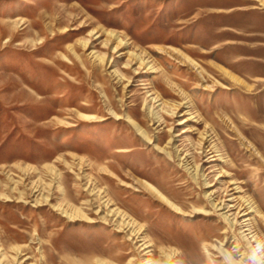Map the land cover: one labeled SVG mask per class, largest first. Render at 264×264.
Listing matches in <instances>:
<instances>
[{
	"label": "rangeland",
	"instance_id": "1",
	"mask_svg": "<svg viewBox=\"0 0 264 264\" xmlns=\"http://www.w3.org/2000/svg\"><path fill=\"white\" fill-rule=\"evenodd\" d=\"M214 190L264 237V0H0V264H221Z\"/></svg>",
	"mask_w": 264,
	"mask_h": 264
},
{
	"label": "bare ground",
	"instance_id": "2",
	"mask_svg": "<svg viewBox=\"0 0 264 264\" xmlns=\"http://www.w3.org/2000/svg\"><path fill=\"white\" fill-rule=\"evenodd\" d=\"M189 63L191 65L195 66V64L192 60H189ZM145 107H146V110L148 112V116L151 118L152 121H154L155 123H162L164 121L162 115L159 114V112L154 108L153 105H148V103H146ZM115 117H116V115H115ZM117 119H120V118H117ZM129 125L147 143L152 144L151 138H149L146 131L144 129H142L139 126V124H137L133 120H129ZM169 142H170V144H172L173 140L171 139ZM206 142H207V140L205 139L204 143H206ZM208 143H210V142H208ZM155 147L159 151V153H164L165 155H167L169 157L171 156L170 152L167 150L169 148H167V147L162 148L160 146H155ZM210 154L212 155L213 152H211ZM197 157H199V155H197ZM213 157H215V156H211L209 159H211ZM185 158L186 157L180 158V161L182 162L181 166L185 168V171L190 175V177L194 180V182L198 183V181L199 182L201 181V185L205 189L211 188L213 184H211L206 179V176L203 173V169L198 165L192 166L191 164L188 163V161ZM146 189L148 191H150L152 194H154V195L158 196L160 199H162L172 209H175L179 212L181 211L180 208L176 207L173 203H171L169 200H167L161 193H159L151 185L147 184ZM234 190H237V188H234ZM217 195H218L217 190L205 192L204 198L207 201V203H208L207 206L210 208V210L194 209L193 213L200 214L203 216H210V215H213L214 213H217L218 216L220 217V219L226 225L224 227L225 229H223V231H222V234L227 235V234L231 233L234 235L236 233L235 235L238 236L239 240L234 239V242L236 243L235 247L238 248L241 243H244L246 248H247L249 241H255L257 239L254 235H251L253 233V231H252V227L250 226V223H249L250 219L246 218L249 215V213L253 212L252 210L254 208L252 207V205L250 204V202L247 199H242L243 201H240L241 202L240 203V202H238V200L236 201L235 198H232V196H230V198H228V199H219L218 198L219 196H217ZM119 213L120 212H118V211L116 212V214H119ZM129 225H130V223H127V226H129ZM130 228H132L131 225H130ZM132 232L133 233L135 232L134 229H132ZM134 234H135V236L137 235V233H134ZM140 241L142 242V246L144 247V249H147L148 246L146 245L147 243H145V240H140ZM211 248L213 250L215 249L221 255H224L226 253V250L223 249L222 244H220V246L212 245ZM91 255H93V254H91ZM166 258H167V260H169L171 258V255H166ZM89 259L90 258L88 256V258L86 259V264L90 263ZM102 264H105V263H102Z\"/></svg>",
	"mask_w": 264,
	"mask_h": 264
},
{
	"label": "clouds",
	"instance_id": "3",
	"mask_svg": "<svg viewBox=\"0 0 264 264\" xmlns=\"http://www.w3.org/2000/svg\"><path fill=\"white\" fill-rule=\"evenodd\" d=\"M219 260L221 264H264V237L249 241L246 249H227Z\"/></svg>",
	"mask_w": 264,
	"mask_h": 264
}]
</instances>
